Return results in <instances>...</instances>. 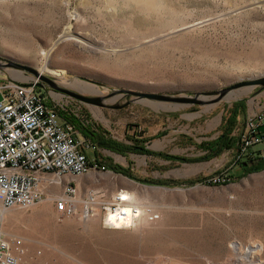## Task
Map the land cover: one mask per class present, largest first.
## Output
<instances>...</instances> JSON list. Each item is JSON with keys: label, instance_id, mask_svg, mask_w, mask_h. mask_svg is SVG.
<instances>
[{"label": "rangeland", "instance_id": "1", "mask_svg": "<svg viewBox=\"0 0 264 264\" xmlns=\"http://www.w3.org/2000/svg\"><path fill=\"white\" fill-rule=\"evenodd\" d=\"M63 33L72 40L56 45L48 63L61 76L42 75L61 88L104 97L102 106L7 66L11 61L38 72L40 53ZM262 76L264 0H0V84L36 80L61 121L62 114L72 116L105 139L155 153L122 155L75 132L89 167L97 166L87 173L102 182L85 184L86 173L64 183L58 177L60 189L49 198L40 190L38 210H8L11 236L0 223L1 237L20 240V264H264V169L239 175L233 163L247 119L264 113V89L244 86L200 106L123 92L192 97ZM234 103L244 113L232 132L235 148L200 159V145L219 135ZM66 185L74 188L69 216L54 209ZM122 188L159 217L120 231L104 225L103 205L96 213L80 212L79 194L86 200L94 191L103 200ZM257 244L246 260V248Z\"/></svg>", "mask_w": 264, "mask_h": 264}, {"label": "built area", "instance_id": "2", "mask_svg": "<svg viewBox=\"0 0 264 264\" xmlns=\"http://www.w3.org/2000/svg\"><path fill=\"white\" fill-rule=\"evenodd\" d=\"M0 95L1 223L2 212L14 207L27 208L39 201L41 186L59 185L58 176H80L97 166L89 167L80 150L85 143L73 138V126L59 119L36 80L4 82L0 84ZM246 122L234 151L236 165L264 162V113ZM11 165H23L25 178H17V172H11ZM27 173H42V180H27ZM73 195L74 188L66 185L61 198L54 202L55 212L71 215L75 210ZM21 255L20 240L3 238L0 231V264H20Z\"/></svg>", "mask_w": 264, "mask_h": 264}, {"label": "bare ground", "instance_id": "3", "mask_svg": "<svg viewBox=\"0 0 264 264\" xmlns=\"http://www.w3.org/2000/svg\"><path fill=\"white\" fill-rule=\"evenodd\" d=\"M66 40H72V37L69 34L63 33L60 36H58L57 40L50 46V48L46 52L40 53V55L43 56V62H42L41 68L38 70L39 74L46 72V73L54 76L55 78L57 76L60 78L61 72L49 69V67H48L49 54L54 49V47L56 45H58L61 42L66 41ZM20 51L23 52L22 50H20ZM60 81L64 85L71 86V87L73 86V84H70L65 79H62ZM95 92H97V91H95ZM232 95H234V94L229 95V97H231ZM0 172H1V165H0ZM11 172H17V178H25V171H23V165H11ZM64 176L65 175H60L58 177H64ZM73 176L74 175H69L67 177H73ZM58 177H57V184H59V181H60V179ZM39 179L42 180V173H27V180H39ZM83 182L85 184H98V183L102 182V180L94 177L92 174H88L85 176ZM56 186L57 185H55L54 187H56ZM96 194L97 193L94 191L87 193L86 200H82L81 194H79L80 198L76 201L78 204H80V212L81 213L84 212L85 214H87V210L89 208H91V210L96 213L99 211V209H101L102 205L105 206L104 207V211H105L104 212V222H105L104 225H106V228H108V229L126 231V230H128V228H130L131 225L135 224L140 219H142L144 221H154L159 217L157 215H156V217H153V216H155V213H154V211H152V208H153L152 205H151L152 206L151 207V206L144 205L142 203L137 202L135 199L136 197H134V195L131 194V192L127 191L124 188H122L121 190H118V192L116 194H114V195L112 194L110 196V199L107 198V199L101 200L96 196ZM113 206H115L116 208L112 209ZM15 208L17 209L18 207L11 208V210L15 209ZM33 208H35V210L39 209L38 207H36V205H33L31 207H27V208H19V209H27V210L31 209V211H32ZM8 210H10V209H8ZM8 210L2 212L1 224H2L3 232L7 233L8 236L10 237L11 234H9L6 231V229L8 228L7 217L9 216V214H11L8 212ZM26 211H24L22 214L25 215ZM13 213H16V212H13ZM146 228H147V226H146ZM142 231L139 230V232H142ZM258 248H260L258 244L253 245V246H251V245L248 246L246 248V250L244 251L243 257L246 258V260H247L250 256H252L255 252H257Z\"/></svg>", "mask_w": 264, "mask_h": 264}, {"label": "trees", "instance_id": "4", "mask_svg": "<svg viewBox=\"0 0 264 264\" xmlns=\"http://www.w3.org/2000/svg\"><path fill=\"white\" fill-rule=\"evenodd\" d=\"M240 114L244 115L243 105H241V103H234L231 109L229 110V113L227 114L226 117L222 119V123L218 127L219 135L214 140L208 141L200 145V148H202L205 152V154L200 159H208L215 157L220 153H222L224 150L234 146L232 132L237 124V117ZM62 116L69 124L73 126L74 131L76 133L80 134L83 138L91 142L97 148L106 149L122 155L130 152L134 154H141L146 156H152L153 154H155L148 151L141 145L125 146L120 143L105 139L103 136L99 135L98 133H95L88 125L82 122H78L74 117L68 116L66 114H62ZM172 158L178 159L176 157H172ZM178 160H186V159H178ZM237 166L239 167L240 170L239 175H244L245 173H249V172H257L264 169V163H256V164L240 163L237 164ZM127 177L135 181L149 183L146 180L135 179L131 175H127ZM236 178H238V176H236ZM165 185H168V183H166Z\"/></svg>", "mask_w": 264, "mask_h": 264}, {"label": "water", "instance_id": "5", "mask_svg": "<svg viewBox=\"0 0 264 264\" xmlns=\"http://www.w3.org/2000/svg\"><path fill=\"white\" fill-rule=\"evenodd\" d=\"M7 66L11 68H16L23 70L24 72L30 74L37 80L45 83L49 88L59 90L68 96L84 102L89 103L97 106H102V100L104 97H88L84 96L77 91L61 88L55 85L54 80L46 75L39 74L35 69L28 67L23 64L7 61ZM40 84L39 86H41ZM244 86H258V89L261 91L264 89V76L250 79L246 81L237 82L229 87H225L223 89L217 91H207L201 93H193L192 97H179V96H172V95H164V94H154V93H140V92H132V91H123L125 94L134 96L137 98H146L149 100L159 101V102H169V103H178V104H196V105H203L207 103H213L222 100L231 92L232 90L244 87ZM125 105V104H124ZM123 105H118V107H122ZM117 107V106H116ZM117 107V108H118Z\"/></svg>", "mask_w": 264, "mask_h": 264}, {"label": "crops", "instance_id": "6", "mask_svg": "<svg viewBox=\"0 0 264 264\" xmlns=\"http://www.w3.org/2000/svg\"><path fill=\"white\" fill-rule=\"evenodd\" d=\"M85 154H86V152H85ZM86 174H88V173H86ZM67 178H69V177H67V176H65V177H62V182L64 183L66 180H68ZM70 179V178H69ZM72 179V178H71ZM74 181H75V178L73 179V183H74ZM60 189V187H59V185H57L56 187H43V186H41V189H42V191H44V194H45V196H47V197H49V196H51L53 193H54V191H55V189ZM46 197V198H47ZM1 228H2V224H1ZM3 232V231H2Z\"/></svg>", "mask_w": 264, "mask_h": 264}]
</instances>
